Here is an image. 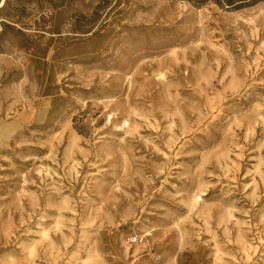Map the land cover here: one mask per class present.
Listing matches in <instances>:
<instances>
[{"label":"rangeland","instance_id":"obj_1","mask_svg":"<svg viewBox=\"0 0 264 264\" xmlns=\"http://www.w3.org/2000/svg\"><path fill=\"white\" fill-rule=\"evenodd\" d=\"M0 264H264V0H5Z\"/></svg>","mask_w":264,"mask_h":264},{"label":"bare ground","instance_id":"obj_2","mask_svg":"<svg viewBox=\"0 0 264 264\" xmlns=\"http://www.w3.org/2000/svg\"><path fill=\"white\" fill-rule=\"evenodd\" d=\"M5 0H2L1 4H0V7L4 4ZM201 202V198L199 196H196L194 199H191L189 201V205L188 207L190 208V210H193L197 207H199V203ZM146 235H150L149 233H147ZM249 247H251V245H249ZM127 250H125V254H126Z\"/></svg>","mask_w":264,"mask_h":264},{"label":"built area","instance_id":"obj_3","mask_svg":"<svg viewBox=\"0 0 264 264\" xmlns=\"http://www.w3.org/2000/svg\"><path fill=\"white\" fill-rule=\"evenodd\" d=\"M142 240L141 239H138L137 237H134V238H130L129 239V243L130 244H134V245H138V244H141Z\"/></svg>","mask_w":264,"mask_h":264}]
</instances>
